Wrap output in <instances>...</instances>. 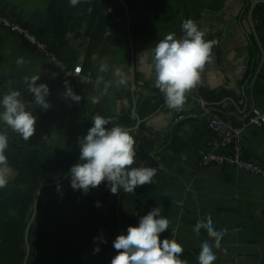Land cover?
I'll return each instance as SVG.
<instances>
[{"label": "crops", "instance_id": "crops-1", "mask_svg": "<svg viewBox=\"0 0 264 264\" xmlns=\"http://www.w3.org/2000/svg\"><path fill=\"white\" fill-rule=\"evenodd\" d=\"M1 1L4 16L15 22L45 8L36 0ZM151 7L168 12V17L153 22L146 36L152 50L169 33L182 38V22L192 19L206 33L205 40L216 41L212 49L214 61L206 65L202 82L187 94L181 111L160 104L145 119L146 132L154 144L141 166L157 169L153 182L101 204L118 214V235H126L128 226H138L140 217L152 208H161V215L170 221L161 239L180 243L184 248L180 257L187 264H198L204 241L213 243L203 228L199 235L193 231L198 221L210 215L216 230H225L220 248L213 247L217 256L213 264H264V178L226 165L200 164V156L211 149L217 153L231 152L229 145L213 147L215 137L207 127L212 114L239 125L256 113L264 112V17L259 14L253 17L254 8L264 9V0H154L153 3L145 0L138 3L137 15L141 17L142 11ZM71 27L68 46L79 54L73 67L82 66L84 28L77 24ZM159 27L165 29L159 30ZM14 41L8 29L0 28L2 53L16 61L23 58L24 63L17 65L29 77L39 75L37 84L49 86L58 72H62L59 65L58 69L49 65L41 54L35 56L31 55V50L19 51ZM142 46L138 44L137 50H133L129 45L130 53L125 61L112 66L110 74L108 68L104 71L110 75L108 80L102 73L98 81L91 80L92 72L81 76L78 95L94 105V99L99 101V93L104 90L108 94L121 93L125 86L119 85L121 77L114 74L119 68L123 78L128 80L132 96L134 92L147 98L157 96L153 91L155 73L150 67L152 51ZM72 69L71 76L79 77L71 73ZM134 75H137L135 85ZM4 86L10 88L9 83ZM64 91L58 88L50 92L47 100L52 106L48 110L59 113L60 109L69 108L71 100L62 95ZM122 106H127L126 99L117 101L113 109L118 112ZM95 110H98L96 106ZM240 144L243 158L264 166V125L245 127ZM116 254L113 248L106 254L90 253L89 257H94L92 260L99 264H110Z\"/></svg>", "mask_w": 264, "mask_h": 264}, {"label": "trees", "instance_id": "trees-1", "mask_svg": "<svg viewBox=\"0 0 264 264\" xmlns=\"http://www.w3.org/2000/svg\"><path fill=\"white\" fill-rule=\"evenodd\" d=\"M36 1L45 5L44 10L36 11L16 23L35 34L64 66L55 80L49 82L50 92L58 88L65 90L64 81L67 80L78 94L80 77L91 72L93 81L98 80L99 73L108 80L112 66L125 61L129 55V45L133 50H137L140 44L152 51V43L147 42L146 36L156 19L168 17L167 11L152 7L143 10L139 17L138 3L145 0H81L75 7L70 5L69 0ZM0 4V15L4 16L1 0ZM89 8L92 9L90 13ZM257 14L264 17V9L254 8L253 17ZM72 24L83 25L85 39L82 74L75 78L67 75L79 57L77 50L68 46ZM8 32L15 40L16 49L21 52L31 50V55L35 56L40 54L21 35ZM3 50L0 47V97L4 95L2 92L18 90L27 110L33 111V96L27 91L23 79L27 74L12 56L3 54ZM102 63L108 65V76L100 71ZM133 80L135 85L137 75ZM5 83H9V89L5 88ZM129 88L128 83L119 94L105 93L100 110H95V105L81 98L79 103L71 101L65 111L60 109L59 113L48 111L34 115L37 118L36 130L28 141L0 122V132H6L9 139L5 155L14 169L8 185L0 189V264L24 263L26 230L29 253L25 264H99L92 260L94 257H89L94 248L99 247L98 253L104 254L113 249V241L118 235V214L101 202L116 200L125 193L123 189L118 194H112L102 182L83 194L71 188L69 175L58 184L40 188L35 212L34 201L41 184L60 180L77 163L80 157L78 139L87 134L92 127V118L97 114L111 118L115 125L130 128L137 142L132 167H141V162L151 153L154 144L146 132L145 119L165 101L159 95L147 98L134 92L132 96ZM153 91L159 92L156 87ZM121 99L127 100V106L116 112L113 106ZM137 120V128L131 129ZM96 202L101 206H95ZM94 237H102L106 242L99 239L94 242Z\"/></svg>", "mask_w": 264, "mask_h": 264}, {"label": "clouds", "instance_id": "clouds-1", "mask_svg": "<svg viewBox=\"0 0 264 264\" xmlns=\"http://www.w3.org/2000/svg\"><path fill=\"white\" fill-rule=\"evenodd\" d=\"M72 7L81 0H69ZM91 8L88 9L90 13ZM110 11V9H109ZM182 38L177 39L175 33L167 34L152 50L151 69H154V86L164 97L166 106L171 110L181 111L186 104L187 94L202 82V74L206 65L214 61V40H205L206 33L199 29L192 19H186L181 24ZM96 57L93 56V60ZM18 64L24 63L23 58L17 59ZM107 64L100 65V71H107ZM114 74L121 77L119 85L127 86L128 80L119 68ZM71 75V74H67ZM27 91L33 96V104L43 110L52 105L47 97L49 87L45 83L37 84L39 75L25 76ZM102 79V77L98 78ZM63 96L72 102L79 103L81 96L76 94L70 82L64 81ZM95 102V101H93ZM0 122L7 125L13 132L28 141L35 134L36 116L27 110L22 94L11 90L0 97ZM113 124L111 128L106 125ZM80 145V161L69 169L70 186L87 194L101 183L109 188L112 194H118L121 189L125 193H133L137 186L151 184L156 175L155 167H132L135 163L136 140L130 130L121 125H115L111 118L99 114L92 118V127L87 134L78 139ZM9 147L6 132H0V189L5 188L14 173L5 155ZM59 190V186L57 188ZM95 206L100 207L96 202ZM170 221L161 215V208H152L146 215L140 217L138 226H128L127 234H119L113 241L117 254L110 264H187L180 259L184 248L173 239H161V234L169 229ZM204 229L213 241L207 240L201 244L197 257L198 264H213L217 259L213 247L220 248V241L225 230H216L212 219L206 216L196 223L193 231L196 235ZM102 237H94V242ZM94 254L100 251L94 248Z\"/></svg>", "mask_w": 264, "mask_h": 264}, {"label": "built area", "instance_id": "built-area-1", "mask_svg": "<svg viewBox=\"0 0 264 264\" xmlns=\"http://www.w3.org/2000/svg\"><path fill=\"white\" fill-rule=\"evenodd\" d=\"M0 26L21 35L29 44L35 46L47 61L59 65L60 70H64V66L61 65L54 54L47 49L46 45L39 41L37 37L26 28L3 15H0ZM80 71L81 67L77 65L73 67L71 73L73 75H79ZM248 125H264V112L256 113L239 125H233L231 120L225 121L217 114H212L208 119L207 127L215 137V144L213 147L229 145L231 147V152L217 153L211 149L200 156V164L202 166L211 163L226 165L264 178V166L257 162L247 160L242 156V147L240 144L241 134ZM180 259L182 260L181 257Z\"/></svg>", "mask_w": 264, "mask_h": 264}, {"label": "rangeland", "instance_id": "rangeland-1", "mask_svg": "<svg viewBox=\"0 0 264 264\" xmlns=\"http://www.w3.org/2000/svg\"><path fill=\"white\" fill-rule=\"evenodd\" d=\"M157 29H159V30H164L165 29V27H159V28H157ZM48 63H49V65H53V66H56L57 67V64H55V63H53V62H49V61H47ZM81 67V66H80ZM80 75V74H79ZM78 76V75H77ZM98 81V80H97ZM107 90H109V89H107ZM107 91H102V92H100L99 93V97H100V100L98 101V99L97 98H95L94 99V105L97 107V109L98 110H100L101 108H102V105H103V103H104V99H103V96H104V94L106 93ZM157 95H159V96H161L162 98H163V96H162V94L160 93V91L158 92V94ZM164 99V98H163ZM103 107H107V106H103ZM66 108V107H65ZM65 108H63V110L65 111L66 109ZM0 111H2V108H0ZM44 111L45 110H43V109H41L39 106H35L34 104H33V111H32V113H33V115H36V114H41V112H42V114H45V113H47L48 111H51V110H47V112L45 111V113H44ZM45 139V138H44ZM14 174V173H13Z\"/></svg>", "mask_w": 264, "mask_h": 264}, {"label": "water", "instance_id": "water-1", "mask_svg": "<svg viewBox=\"0 0 264 264\" xmlns=\"http://www.w3.org/2000/svg\"><path fill=\"white\" fill-rule=\"evenodd\" d=\"M137 125H138V122H136V124L134 125V127L131 128V129L136 128ZM128 129H130V128H128ZM78 163H81V161H80V157H79V159H78V161H77L76 164H78ZM69 175H70V174H69V171H68V172H67V173H66V174H65L60 180L54 181V182H52V183H44V184H41V185L38 187V190H37V193H36V198H35V201H34V212H35L36 205H37V198H38V196H39V194H40V188H41L42 186H50V185L58 184V183H60L63 179L67 178ZM27 240H28V239H27V230H26V232H25V246H26V250H25V257H24V263H23V264H25V261H26V259H27L28 253H29V246H28V241H27Z\"/></svg>", "mask_w": 264, "mask_h": 264}]
</instances>
